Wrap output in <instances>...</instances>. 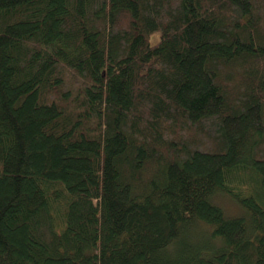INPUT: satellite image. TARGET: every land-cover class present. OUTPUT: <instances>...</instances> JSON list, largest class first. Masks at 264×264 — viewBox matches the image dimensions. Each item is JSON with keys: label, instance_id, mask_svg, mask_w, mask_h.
<instances>
[{"label": "trees", "instance_id": "trees-1", "mask_svg": "<svg viewBox=\"0 0 264 264\" xmlns=\"http://www.w3.org/2000/svg\"><path fill=\"white\" fill-rule=\"evenodd\" d=\"M0 264H264V0H0Z\"/></svg>", "mask_w": 264, "mask_h": 264}, {"label": "rangeland", "instance_id": "rangeland-1", "mask_svg": "<svg viewBox=\"0 0 264 264\" xmlns=\"http://www.w3.org/2000/svg\"><path fill=\"white\" fill-rule=\"evenodd\" d=\"M158 34H153L151 37L152 41H156L158 39ZM215 202H217L219 205H221L223 208H225L228 211H231L233 213H239V208L231 201L228 197L226 196H221L216 198L215 197Z\"/></svg>", "mask_w": 264, "mask_h": 264}]
</instances>
